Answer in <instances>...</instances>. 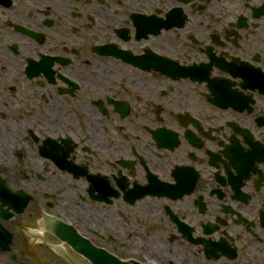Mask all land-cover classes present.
<instances>
[{
  "label": "flooded vegetation",
  "instance_id": "flooded-vegetation-1",
  "mask_svg": "<svg viewBox=\"0 0 264 264\" xmlns=\"http://www.w3.org/2000/svg\"><path fill=\"white\" fill-rule=\"evenodd\" d=\"M89 253L264 264V0H0V264Z\"/></svg>",
  "mask_w": 264,
  "mask_h": 264
},
{
  "label": "water",
  "instance_id": "water-1",
  "mask_svg": "<svg viewBox=\"0 0 264 264\" xmlns=\"http://www.w3.org/2000/svg\"><path fill=\"white\" fill-rule=\"evenodd\" d=\"M66 240L73 246L76 243V240L73 236L71 235H66ZM89 255L91 256V260H93L94 262L98 263V264H105V260L104 259H94V257L92 258V254L89 253ZM112 264H123L121 262L118 261H113Z\"/></svg>",
  "mask_w": 264,
  "mask_h": 264
},
{
  "label": "rangeland",
  "instance_id": "rangeland-1",
  "mask_svg": "<svg viewBox=\"0 0 264 264\" xmlns=\"http://www.w3.org/2000/svg\"><path fill=\"white\" fill-rule=\"evenodd\" d=\"M54 241H55L54 239H53V241L49 240L50 243H54ZM62 249L64 250V252L69 251V248L67 246H62Z\"/></svg>",
  "mask_w": 264,
  "mask_h": 264
}]
</instances>
